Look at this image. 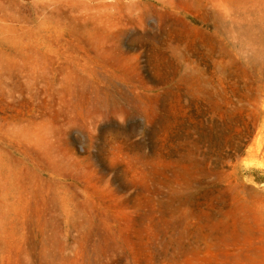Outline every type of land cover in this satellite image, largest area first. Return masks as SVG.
<instances>
[{
    "label": "rangeland",
    "instance_id": "obj_1",
    "mask_svg": "<svg viewBox=\"0 0 264 264\" xmlns=\"http://www.w3.org/2000/svg\"><path fill=\"white\" fill-rule=\"evenodd\" d=\"M0 264H264V0H0Z\"/></svg>",
    "mask_w": 264,
    "mask_h": 264
},
{
    "label": "clouds",
    "instance_id": "obj_2",
    "mask_svg": "<svg viewBox=\"0 0 264 264\" xmlns=\"http://www.w3.org/2000/svg\"><path fill=\"white\" fill-rule=\"evenodd\" d=\"M243 55H244L245 59H247V57H248V52L245 51V52L243 53Z\"/></svg>",
    "mask_w": 264,
    "mask_h": 264
}]
</instances>
